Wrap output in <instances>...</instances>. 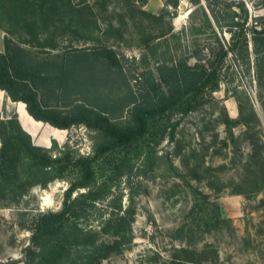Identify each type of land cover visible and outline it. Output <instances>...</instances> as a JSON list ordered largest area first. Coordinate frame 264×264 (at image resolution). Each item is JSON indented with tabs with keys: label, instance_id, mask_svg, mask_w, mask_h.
<instances>
[{
	"label": "rangeland",
	"instance_id": "374dc122",
	"mask_svg": "<svg viewBox=\"0 0 264 264\" xmlns=\"http://www.w3.org/2000/svg\"><path fill=\"white\" fill-rule=\"evenodd\" d=\"M176 1L172 8L164 0L161 7L149 0H0V51L4 39L39 55L112 50L117 67H103L94 59L80 62L73 77L79 83L91 77L88 85L66 91L42 88L37 97L45 107L61 112L72 101L107 102L113 104L106 114L109 121L127 124L131 105L118 107L121 98L130 91L137 102L147 104L145 86L156 78L155 57L165 49L162 41L189 23L198 26L200 9L220 24L238 22L237 31L248 36L256 18L264 16V0ZM225 28L217 33L227 44ZM185 33L176 43L167 40V54L190 53L191 46L201 49L210 42L206 30L192 38ZM260 54L264 56V51ZM247 60L228 52L218 89L186 113L162 116L154 135L139 142L147 153L118 184L121 206L133 212L131 241L100 264H264V58L258 61L261 78L256 81L250 41ZM233 90L239 91L244 105L246 96L256 122L226 123L237 117ZM16 105L20 123L35 144L50 146L53 138L60 149L65 145L73 154L90 156L107 138L99 125L78 122L61 131L33 122L24 106ZM0 112L6 116L15 112L14 102L3 92ZM162 127L163 136L157 140ZM100 158L95 160L98 166ZM65 187V180H54L43 188L31 187L15 201L9 195L0 199L1 264H22L31 246L33 217L58 211ZM107 199L96 204L98 212L106 208Z\"/></svg>",
	"mask_w": 264,
	"mask_h": 264
},
{
	"label": "trees",
	"instance_id": "16d2710c",
	"mask_svg": "<svg viewBox=\"0 0 264 264\" xmlns=\"http://www.w3.org/2000/svg\"><path fill=\"white\" fill-rule=\"evenodd\" d=\"M164 2L174 8L177 1ZM142 13L153 15L144 10ZM200 15L198 26L189 23L162 41L165 49L161 57H155L156 78L145 86L147 104L137 102L130 91L121 98L118 107L131 105L130 123L122 125L109 121L106 114L113 104L107 102L72 101L61 112L45 107L37 97V90L42 88L52 91L57 87L66 91L71 86L88 85L91 77L86 76L87 82L83 83L73 77V70L80 62L94 59L101 61L103 67H117L112 50L98 48L90 53L74 50L39 55L3 40L0 91L10 101L22 102L32 119L52 128L66 129L74 123L85 122L99 125L107 137L94 146L92 155L73 154L65 145L58 148L53 138L50 146L36 145L19 125L15 112L7 116L0 112V199L9 195L10 201H15L33 186L43 188L54 180L66 182L60 209L33 217L29 228L31 246L26 249L22 264H100L110 253L125 248L131 241L133 212L129 206H121L118 184L120 178L131 173L135 160L146 155L147 150L139 142L154 135L162 116L186 113L201 104L206 96L210 97L218 89L219 82H224L221 74L224 57L230 52L247 60L248 41L253 46L255 79L260 80L257 67L259 59L264 58L260 54L264 49L260 50L258 46L264 47V16L256 18L248 36L237 31L236 21L220 24L212 14L210 20L202 9ZM223 27L229 34L227 44L217 33V29ZM201 30L208 33L210 42L206 47L191 46L190 53L167 54V40L176 43L185 32L192 38ZM151 53L153 56V51ZM190 59L193 61L189 62ZM84 70L87 72L81 67V71ZM230 96L235 101L237 117L234 120L227 118L229 126L257 121L246 96L247 105L238 90H233ZM164 129L160 130L157 140L162 138ZM97 157H101L100 166L95 164ZM105 199L106 208L98 212L96 204ZM93 220H98L94 227L90 225ZM101 236L109 239L104 240Z\"/></svg>",
	"mask_w": 264,
	"mask_h": 264
},
{
	"label": "crops",
	"instance_id": "0c3cea01",
	"mask_svg": "<svg viewBox=\"0 0 264 264\" xmlns=\"http://www.w3.org/2000/svg\"><path fill=\"white\" fill-rule=\"evenodd\" d=\"M150 2H155V1H157L158 2V5H157V3H156V6H155V4H154V6L155 7H161V0H149ZM0 93H1V91H0ZM17 104H21V105H23L22 103H17ZM14 106L16 107L17 105H16V103H14ZM24 106V105H23ZM25 110V109H24ZM26 114H27V112L26 111H24ZM28 115V114H27ZM30 117V116H29ZM31 118V117H30ZM18 119H19V116H18ZM32 119V118H31ZM30 119V120H31ZM33 120V119H32ZM33 122H35L34 120H33ZM40 123V122H39ZM26 125H27V127L28 128H31V130H34L35 129V126L32 124V123H30L29 121H27L26 122ZM26 131L27 132H29L30 134H31V132L28 130V129H26ZM31 136H32V134H31Z\"/></svg>",
	"mask_w": 264,
	"mask_h": 264
},
{
	"label": "water",
	"instance_id": "95a60500",
	"mask_svg": "<svg viewBox=\"0 0 264 264\" xmlns=\"http://www.w3.org/2000/svg\"><path fill=\"white\" fill-rule=\"evenodd\" d=\"M18 102H20V101H16V103H18ZM20 103H22V102H20ZM23 104V103H22ZM24 105V104H23ZM15 113L17 114V116H18V112H17V107H15ZM16 116V117H17ZM29 116V115H28ZM17 120H18V123H19V125L21 126V128L26 132V133H28L29 135H30V137H32L31 136V134L29 133V132H27L24 128H23V126L21 125V123H20V120L17 118ZM34 120V119H33ZM36 121V120H35ZM40 122V121H39ZM57 129V128H56ZM59 130H63V129H59ZM36 145H38V144H36ZM44 146V145H43ZM45 147H47V146H45Z\"/></svg>",
	"mask_w": 264,
	"mask_h": 264
},
{
	"label": "bare ground",
	"instance_id": "6f19581e",
	"mask_svg": "<svg viewBox=\"0 0 264 264\" xmlns=\"http://www.w3.org/2000/svg\"><path fill=\"white\" fill-rule=\"evenodd\" d=\"M18 103H20V102H18ZM17 112H18V110H17ZM18 118V117H17ZM35 121V120H34ZM37 122V121H36ZM22 125V124H21ZM24 128V127H23ZM53 129H55V128H53ZM57 130H59V129H57ZM62 131V130H61Z\"/></svg>",
	"mask_w": 264,
	"mask_h": 264
}]
</instances>
